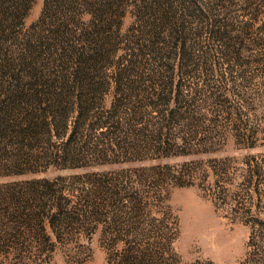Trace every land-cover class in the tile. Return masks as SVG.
<instances>
[{"label":"trees","instance_id":"obj_1","mask_svg":"<svg viewBox=\"0 0 264 264\" xmlns=\"http://www.w3.org/2000/svg\"><path fill=\"white\" fill-rule=\"evenodd\" d=\"M33 2L0 0V178L77 172L0 184V261L73 243L83 263L97 236L109 264H181L177 221L153 211L213 175L248 216L240 264H264V155L231 197L234 158L201 159L264 143V0H44L26 26ZM169 158L187 160L151 163Z\"/></svg>","mask_w":264,"mask_h":264},{"label":"rangeland","instance_id":"obj_2","mask_svg":"<svg viewBox=\"0 0 264 264\" xmlns=\"http://www.w3.org/2000/svg\"><path fill=\"white\" fill-rule=\"evenodd\" d=\"M43 4L44 0H34L31 9L28 11L26 26L38 19ZM263 155L264 143L261 141L252 148H237L233 144H229L210 156H202L201 159L206 160L212 157L234 158L233 167L224 175L225 179L230 180H224V183H220L219 186L224 188L225 192L231 197L236 196L235 194L241 196L244 194L240 185L241 174L238 170L241 167V159L245 156ZM186 160V158H169L151 163L175 164ZM143 165H147V163ZM127 166L124 165L123 167L126 168ZM108 168L104 167L102 170H108ZM76 172L49 169L46 172L34 175L0 178V184L31 178L53 179L59 175H70ZM215 179V176L210 175L202 187H169L168 191L163 193L164 197L158 210L153 211L154 216L161 217L162 215L177 221L178 236L175 248L180 256L181 264H193L196 261H210L213 264H240L248 250L247 244L251 233L249 225L245 223L248 216L233 211L235 209L233 199L229 200L227 204H223L213 197L217 191L214 184ZM226 181H230V183ZM259 207L261 211H264V198ZM257 217L262 218V214H258ZM80 242V244H84V248L81 250L83 253L85 252L84 255H87L85 262L80 263L73 257L78 250L76 245L71 243L66 247L56 245L48 264H109L107 255L100 246L97 236L92 239L90 244H86V241ZM0 264L13 263L0 261Z\"/></svg>","mask_w":264,"mask_h":264}]
</instances>
